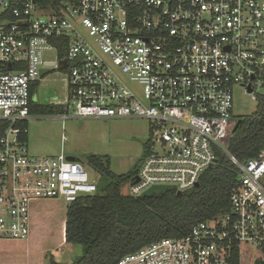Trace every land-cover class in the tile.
I'll list each match as a JSON object with an SVG mask.
<instances>
[{
    "label": "built area",
    "instance_id": "built-area-1",
    "mask_svg": "<svg viewBox=\"0 0 264 264\" xmlns=\"http://www.w3.org/2000/svg\"><path fill=\"white\" fill-rule=\"evenodd\" d=\"M56 71L66 99L49 104L65 109L63 124H150L128 195L190 191L218 152L238 169L228 211L116 264H235L236 254L243 264L244 247L264 264V150L246 161L228 151L235 90L264 97V0H0V121L9 123L0 138L2 241L30 239L35 203L69 206L98 192L82 161L34 155L19 126L31 117L32 85Z\"/></svg>",
    "mask_w": 264,
    "mask_h": 264
},
{
    "label": "trees",
    "instance_id": "trees-1",
    "mask_svg": "<svg viewBox=\"0 0 264 264\" xmlns=\"http://www.w3.org/2000/svg\"><path fill=\"white\" fill-rule=\"evenodd\" d=\"M38 88V82L31 87L30 114H64L62 106L35 102ZM240 120L228 151L238 160L246 161L258 157L264 150V97H260L254 114ZM8 126V122L0 121V138ZM19 126L27 128L26 122ZM148 146L147 141L141 159L123 174L112 171L108 156L88 157V164L100 174V180L95 195L83 197L67 207L66 243L83 249L82 256L72 264H116L124 255L155 241L183 238L198 223L229 210L230 192L238 169L222 152L217 153L216 163L202 176L199 186L181 195L173 188L157 192L151 198L124 195L123 186L138 174L148 155ZM50 264L64 263L51 259ZM235 264H239L237 254Z\"/></svg>",
    "mask_w": 264,
    "mask_h": 264
},
{
    "label": "rangeland",
    "instance_id": "rangeland-1",
    "mask_svg": "<svg viewBox=\"0 0 264 264\" xmlns=\"http://www.w3.org/2000/svg\"><path fill=\"white\" fill-rule=\"evenodd\" d=\"M57 71L45 76L35 94V102L41 104L62 103L66 99L64 84L59 81ZM258 102L237 88L234 93V113L240 120L257 111ZM29 136L33 154L57 156L64 153L78 158L92 182H99L100 174L88 164L91 155L108 156L111 169L116 174L131 171L143 155L144 144L149 139L150 124L142 119H93L72 118L63 124L61 116L32 117L29 121ZM63 135L66 137L62 140ZM129 184L123 186L128 195ZM44 202V203H43ZM46 202V203H45ZM39 206V207H38ZM38 207V209H37ZM67 205L62 200L39 201L37 209L42 222L39 226L36 244L30 248L28 241L0 240V264H50V260L72 264L83 254L79 245L62 244V229L67 217ZM243 264H253L259 254L255 248H243ZM252 253L249 256L247 252Z\"/></svg>",
    "mask_w": 264,
    "mask_h": 264
},
{
    "label": "crops",
    "instance_id": "crops-1",
    "mask_svg": "<svg viewBox=\"0 0 264 264\" xmlns=\"http://www.w3.org/2000/svg\"><path fill=\"white\" fill-rule=\"evenodd\" d=\"M38 91V90H37ZM35 99V97H34ZM53 99V97L51 98ZM35 101V100H34ZM52 102V101H51ZM44 104H49V103H44ZM50 105V104H49ZM37 115H31V117L29 118L28 121H26V124H27V127L29 129V132L31 131L30 129V125H29V121L32 117H35ZM55 116H61V114H57ZM37 117H41V116H37ZM30 135V134H29ZM28 135V144H29V147L30 149L33 151V149L31 148L30 146V143L32 141V138L31 136ZM69 158H75V157H72V156H68ZM78 160V158H76ZM44 203V202H43ZM46 203V202H45ZM39 207V206H38ZM37 207V209H38ZM37 209L35 210H32V219H31V229H32V234H31V237H30V248H32V246H34L36 244V240H37V236H38V230H39V226L42 222V218L39 216V212L37 211ZM65 225H66V221H64V224H63V229H62V244L65 243Z\"/></svg>",
    "mask_w": 264,
    "mask_h": 264
},
{
    "label": "water",
    "instance_id": "water-1",
    "mask_svg": "<svg viewBox=\"0 0 264 264\" xmlns=\"http://www.w3.org/2000/svg\"><path fill=\"white\" fill-rule=\"evenodd\" d=\"M66 63H64V65H65ZM46 71L45 70H43L42 71V74H44ZM240 124H241V120H239L238 121V123L236 124V127H235V130H234V132H236L238 129H239V127H240ZM70 160H72V161H78L76 158H69ZM139 180L137 179L136 180V182H138ZM199 186V185H198ZM166 190V188L165 187H153V188H151V189H149L148 191H146L143 195H142V197L143 198H151V197H153L157 192H164ZM178 195H181V192H178Z\"/></svg>",
    "mask_w": 264,
    "mask_h": 264
}]
</instances>
